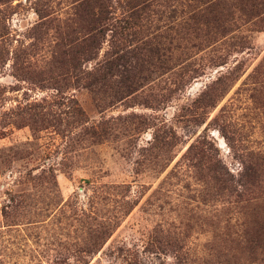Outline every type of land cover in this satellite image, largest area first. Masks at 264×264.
Listing matches in <instances>:
<instances>
[{
    "label": "rangeland",
    "instance_id": "1",
    "mask_svg": "<svg viewBox=\"0 0 264 264\" xmlns=\"http://www.w3.org/2000/svg\"><path fill=\"white\" fill-rule=\"evenodd\" d=\"M0 264H264V0H0Z\"/></svg>",
    "mask_w": 264,
    "mask_h": 264
},
{
    "label": "trees",
    "instance_id": "2",
    "mask_svg": "<svg viewBox=\"0 0 264 264\" xmlns=\"http://www.w3.org/2000/svg\"><path fill=\"white\" fill-rule=\"evenodd\" d=\"M102 8H103V10H106L107 11V6L106 7H103V6H101ZM104 12V11H103ZM107 24H108V22H106ZM106 24V25H107ZM111 25V24H110ZM106 27V26H105ZM110 27V26H109Z\"/></svg>",
    "mask_w": 264,
    "mask_h": 264
}]
</instances>
